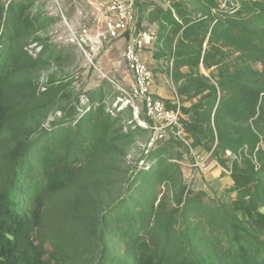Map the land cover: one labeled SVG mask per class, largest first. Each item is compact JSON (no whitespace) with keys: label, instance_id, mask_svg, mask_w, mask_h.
<instances>
[{"label":"trees","instance_id":"trees-1","mask_svg":"<svg viewBox=\"0 0 264 264\" xmlns=\"http://www.w3.org/2000/svg\"><path fill=\"white\" fill-rule=\"evenodd\" d=\"M211 9L226 15L228 25H242L261 44V81L246 79L243 65L236 76L221 79L219 103L214 98L208 104V117L217 106L216 151L236 154L248 147L243 161L231 165V187L219 200L188 190L178 163L158 150L151 170L138 172L132 195L89 223L81 196L73 200L69 194L81 186L86 163L109 138L111 119L100 106L77 124H62L35 139H3L42 100L19 102L11 91L12 75L21 68L11 42L22 13L10 14L0 48V264H264V9L239 7L231 13L219 4ZM166 16L173 19L170 12ZM215 22L204 32L209 37L202 58L207 69L221 65L211 46L213 35L226 25ZM193 29L199 32L203 26ZM182 30L188 28L180 25ZM188 57L194 58V52ZM35 65L32 60L24 67ZM225 87L231 90L223 95ZM227 117L231 124L224 127ZM250 119L258 134L244 126ZM192 147L200 145L193 142ZM164 188L173 189L174 196L164 195Z\"/></svg>","mask_w":264,"mask_h":264},{"label":"rangeland","instance_id":"rangeland-1","mask_svg":"<svg viewBox=\"0 0 264 264\" xmlns=\"http://www.w3.org/2000/svg\"><path fill=\"white\" fill-rule=\"evenodd\" d=\"M221 1L136 0V36L151 38L142 54L149 58L153 71V93L154 90L162 91L170 97V100L163 98L166 106L181 110L188 138L200 145L194 149V155L174 140L170 130L158 140L156 124L147 117L141 103H137L136 108L127 105L134 82L124 61L129 39L99 43L96 37L99 32L95 29L100 20L93 16L86 0H0V48L5 41L4 23H10V14L22 13L18 18L16 38L11 42L12 55L21 65L10 80L11 91L19 102L33 97L42 99L39 107L17 121L3 139L6 142L35 139L49 129L55 132L62 124H77L91 113V109L95 113L100 106L111 119L109 138L86 163L81 186L69 194L73 200H80L79 196L83 199L81 202L88 210L86 222L132 195L138 172L151 170L152 155L158 150L173 163H178L182 183L188 190L205 192L210 198L219 200L231 187L232 180L222 168L229 169L232 159L226 152L216 151L214 117L217 106L208 117V104L214 98L219 103L222 78L236 76L245 65L248 68L246 79L259 77L261 81L263 67L261 44L254 34L247 36L240 24L228 25L226 15L211 9L212 4L220 5ZM233 6L259 12L264 9V0H233L230 7ZM169 12L173 19L167 18ZM217 19L226 27L213 35L216 38L211 52L221 65L207 69L202 58L209 47V37L205 39L204 32H210ZM186 21L188 25H184ZM177 24L188 31L179 32ZM199 25L203 30L193 32ZM84 29L89 30V37L83 34ZM34 44L42 47L36 58L26 50ZM192 52L194 58L191 59L188 56ZM199 53H202L200 57ZM32 60L36 61L35 67H24ZM230 90L226 88L223 95ZM117 103L118 107L125 106L121 112L115 107ZM230 124L231 119L224 118L223 126ZM240 124L238 120L237 125ZM248 125L255 130L253 119L244 123L245 127ZM196 157L200 168L196 165ZM254 161L259 165L256 159ZM174 192L171 188L163 189V194L169 198Z\"/></svg>","mask_w":264,"mask_h":264},{"label":"built area","instance_id":"built-area-1","mask_svg":"<svg viewBox=\"0 0 264 264\" xmlns=\"http://www.w3.org/2000/svg\"><path fill=\"white\" fill-rule=\"evenodd\" d=\"M233 5V0H223L220 7L224 11L235 13L239 7ZM103 29L96 36L99 43L102 45L117 41L120 39H129L128 45L124 52V61L127 65L128 71L132 75L133 89L127 105L136 108L137 103H141L147 117L156 124L155 131L158 140L165 137L166 131L170 130L173 136L183 143L191 153L196 154L192 141L188 138L182 119L183 115L180 109H169L166 104L155 97L152 92V82L154 79L152 69L143 61L142 50L145 46L150 44L151 38L144 35L136 36V0H108V8L106 13L102 16ZM83 34L89 37V30L84 29ZM27 52L32 57L36 58L41 52L42 47L38 44L29 46ZM43 91L46 88H42ZM115 107L121 112L125 106ZM138 115V108L136 109ZM114 116L117 114L112 113ZM248 147L245 146L238 153L226 151V155L232 159L233 162L241 163L245 155H247ZM216 162V161H214ZM217 163V162H216ZM257 166L258 163H255ZM196 165L199 167L200 163L196 157ZM232 165V164H231ZM200 168V167H199ZM222 168V167H221ZM222 170L231 176L232 166L229 169Z\"/></svg>","mask_w":264,"mask_h":264},{"label":"crops","instance_id":"crops-1","mask_svg":"<svg viewBox=\"0 0 264 264\" xmlns=\"http://www.w3.org/2000/svg\"><path fill=\"white\" fill-rule=\"evenodd\" d=\"M86 4H87V7L93 12V16H95V18L98 17V19L100 20L99 24H96L97 26H96V29H95L97 31L96 33H98V32H100L103 29L102 16L107 11L108 0H86ZM100 22H102L101 26H100ZM123 40H120V42H122ZM120 42H118V43H120ZM142 59L150 67L149 58L147 56H145V53L142 54ZM152 92H153V89H152ZM153 94L155 95V97L157 96L156 98H158V99L160 98V100H162V101H163V98H168V100H170V97H166L162 91L154 90Z\"/></svg>","mask_w":264,"mask_h":264}]
</instances>
